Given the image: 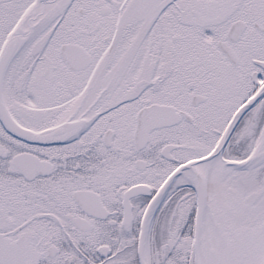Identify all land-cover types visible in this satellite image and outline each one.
Returning <instances> with one entry per match:
<instances>
[{
    "label": "snow or ice",
    "instance_id": "snow-or-ice-1",
    "mask_svg": "<svg viewBox=\"0 0 264 264\" xmlns=\"http://www.w3.org/2000/svg\"><path fill=\"white\" fill-rule=\"evenodd\" d=\"M0 264H264V0H0Z\"/></svg>",
    "mask_w": 264,
    "mask_h": 264
}]
</instances>
